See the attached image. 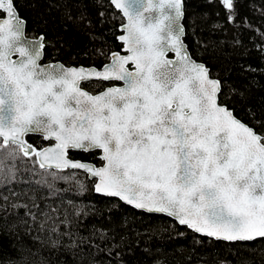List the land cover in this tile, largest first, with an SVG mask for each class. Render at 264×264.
I'll use <instances>...</instances> for the list:
<instances>
[{"label": "snow or ice", "instance_id": "6c2138e0", "mask_svg": "<svg viewBox=\"0 0 264 264\" xmlns=\"http://www.w3.org/2000/svg\"><path fill=\"white\" fill-rule=\"evenodd\" d=\"M112 2L127 17V35L120 40L131 54H113L110 66L95 71L41 67L43 45L25 42V22L14 0H0L6 17L0 18L4 146L11 143L24 156L35 155L41 168L83 169L99 178L96 192L148 212L167 213L206 236L226 241L264 238V136L220 103L221 81L210 78L208 68L185 50L178 23L184 0H135V9L131 0ZM222 2L233 8V0ZM153 11L158 15L153 17ZM170 51L175 60L168 58ZM17 54L20 59L13 60ZM129 63L134 71L126 67ZM93 77L123 81V86L91 95L80 84ZM33 132L54 138L55 147L36 151L25 140ZM69 149H102L106 164L96 168L72 162ZM31 199L38 208L35 197ZM14 207H24L25 215L37 221L27 205ZM42 215L40 231L51 220L50 233L70 235L59 233L48 212ZM67 215L65 211L61 223H68ZM4 242L0 234V254ZM58 244L52 241L53 247Z\"/></svg>", "mask_w": 264, "mask_h": 264}, {"label": "trees", "instance_id": "16d2710c", "mask_svg": "<svg viewBox=\"0 0 264 264\" xmlns=\"http://www.w3.org/2000/svg\"><path fill=\"white\" fill-rule=\"evenodd\" d=\"M184 5L185 43L192 57L221 81L220 103L264 136V0H233L232 9L222 0H184ZM14 6L26 21L27 35L44 37L45 62L101 68L110 54L122 50L118 37L124 20L110 0H14ZM105 86L101 81L83 85L89 92ZM27 139L37 148L48 144L38 136ZM69 156L101 162L98 152ZM73 172L82 181L57 180L59 173ZM14 205H27L37 221ZM65 211L67 224L61 223ZM44 212L56 220L59 233L70 235L50 233L51 220L40 231ZM0 234L5 237L4 264H264V238L226 243L198 236L165 216L95 194L82 172L43 170L34 157L1 140ZM73 241L77 247H68Z\"/></svg>", "mask_w": 264, "mask_h": 264}, {"label": "water", "instance_id": "95a60500", "mask_svg": "<svg viewBox=\"0 0 264 264\" xmlns=\"http://www.w3.org/2000/svg\"><path fill=\"white\" fill-rule=\"evenodd\" d=\"M110 2H111V4L113 5V7L115 8V10L118 11V12L122 15L123 20H124V23H123V24L120 26V28H119V31H120L121 34H120L119 37H118V41L123 45V47H122V50H121L120 52H114V53L110 54V57H109V61H108V63L105 64V65H104L103 67H101V68L92 67V66H90V67H87V66H67V65H65V64H63V63H61V62H45V61H44V46H45V45H44V37H43V36H40V37H38V38H32V37H29V36L27 35V32H26V21H25L24 19H22V18L20 17L19 13H18L19 17L25 22V23H24V38H25V42H34V43L42 44V45H43V48H42V51H41V59H40V61H39L41 67H46V66H49V65H56V66H60V65H62V66H63L64 68H66V69H70V68H77V69H79V68H84L85 70L102 71V70L104 69L105 66H110V65L112 64L113 54H118V55H120V56H127V55H130L131 53H129V52L127 51V47H128V45H127L126 43H124L123 41L120 40V37H121V36H123V35H127L126 31L124 30L125 25H126L127 22H128V21H127V17L123 15V11H122L120 8H117V7L115 6V4L112 2V0H110ZM131 5H132L133 9H135V7H136L135 0H131ZM14 7H15V6H14ZM183 11H184V16L180 18V20H179L178 23H179V26L183 29V33H182V35H181V39H182V41H183V44H184L185 50H186V51L188 52V54L191 56V58H192L193 61L205 65V64L202 63V62H198V61H196V60L192 57V55H191V53H190V51H189V49H188V46H187V44L185 43V36H186V30H185V26H184V20H185V5H184V7H183ZM148 14H149V13H145V15H148ZM0 15H1L0 18H6L2 12H0ZM151 15H152L153 17H155V16L158 15V13L155 12V11H153V12L151 13ZM168 58H169V59H173V60H175V59H176V57H175V53H174V52H171V51L168 52ZM12 59H13V60H19L20 57H19V55L17 54V55H14V56L12 57ZM205 66H206V65H205ZM126 67H127L130 71H134V70H135V66H134L133 64H131V63H129L128 65H126ZM206 67H207V66H206ZM208 70H209V68H208ZM209 77L212 78V79H215V78L211 77V75H210V70H209ZM94 81H102V80H98V79H96V78L93 77V78H92L91 80H89V81H82L81 84H80L81 89L84 90V91H87V92H88L89 94H91V95H97V94L102 93L106 88H105L104 90H102V91H100V92H98V93H94V94L83 88V84H85V83H89V82H94ZM102 82H105V83H116V84L113 85V86H123V81H102ZM109 87H112V86H109ZM107 88H108V87H107ZM233 114H234V112H233ZM234 115H235V114H234ZM239 120H240V119H239ZM240 121H241V120H240ZM242 122H243V121H242ZM243 123H244V122H243ZM244 124H246V123H244ZM246 125H247V124H246ZM247 126H249V125H247ZM249 127H250V126H249ZM251 128H252V127H251ZM253 129H254V128H253ZM254 130H255V129H254ZM255 131H256V130H255ZM258 134H259V133H258ZM28 136H38V137L43 138V134H42V133H39V132H33V133H29V134H27V135L25 136V140H26L27 144L31 145L32 148H34L36 151H42V150H44V149L54 148L55 145H56V143H57V142L55 141L54 138H53V139H44V138H43V140H44L45 142H47L48 144L45 145L44 147L37 148L36 146H34L32 143H30V142L28 141V139H27ZM0 139H1L2 144H3V139H2V138H0ZM10 144H11V143H10ZM3 145H4V144H3ZM70 152H84V151H82V150H78V149H69V150H68L67 159L70 160V161H72V162H82V163H86V164H89V165H91V166H94V167H96V168L103 167V166L106 164V161L102 160V156H103V150H102V149H94V150L90 151V152H98V159L102 162L101 165H96L95 163H90V162H84V161H81V160L71 159L70 156H69V155H70ZM21 153H22V152H21ZM86 153H89V152H86ZM22 154H23V153H22ZM25 157H26V156H25ZM32 157H34V158L36 159V162L38 163V157H36L35 155L28 156L27 158H32ZM38 165H39V163H38ZM39 167H40V166H39ZM40 168H41V167H40ZM41 169H43V170H52V171H60V172H61V171H67V170L82 172L83 174H85V175L87 176L88 180H90V181L93 182V191H94L95 194L100 195V196H104V197H107V198H114V199H116V200L122 202L123 204H125V205H127V206H130L131 208H133V209H135V210H137V211H141V212H144V213L149 214V215H160V216H165V217H167V218H169V219L175 221L178 225L183 226V227H186L188 230L192 231L194 234H196V235H198V236L205 237V238H208V239H211V240H215V241H222V242H226V243H237V242H240V243H248V242H253V241H226V240H218V239H216L215 237H209V236L204 235L203 233L196 232V231H194L193 229L189 228L187 225H181L176 217H174V216H169L167 213L148 212V211H146V210H144V209H138V208H135L133 205H130V204L126 203L125 201H123V200L120 199L119 197H115V196H107V195H104V194H102V193H98V192L95 191V188H96V185L99 183V178H98V177H95V176H93V175H91V173L85 172L83 169H73V168L57 169L55 166H53V167H51V168H41ZM258 239H263V238H257V240H258Z\"/></svg>", "mask_w": 264, "mask_h": 264}, {"label": "rangeland", "instance_id": "374dc122", "mask_svg": "<svg viewBox=\"0 0 264 264\" xmlns=\"http://www.w3.org/2000/svg\"><path fill=\"white\" fill-rule=\"evenodd\" d=\"M56 177L58 178L57 180H61L63 182H71V181L75 182L78 180L82 181V178L79 175L75 174V172H73V174H69V175L59 173L58 175H56Z\"/></svg>", "mask_w": 264, "mask_h": 264}, {"label": "flooded vegetation", "instance_id": "af4514ba", "mask_svg": "<svg viewBox=\"0 0 264 264\" xmlns=\"http://www.w3.org/2000/svg\"><path fill=\"white\" fill-rule=\"evenodd\" d=\"M95 82V81H94ZM94 82H89V83H85V84H92V83H94ZM100 82V81H99ZM102 82V81H101ZM103 83H105V82H103ZM106 84V86L104 87V88H107V87H109V86H113V85H115L116 83H105ZM84 85V84H83ZM84 88V87H83ZM84 89H86V88H84ZM102 91V90H101ZM100 92V91H99ZM91 93H98L97 91H91ZM98 165H101V162H100V164H98Z\"/></svg>", "mask_w": 264, "mask_h": 264}]
</instances>
